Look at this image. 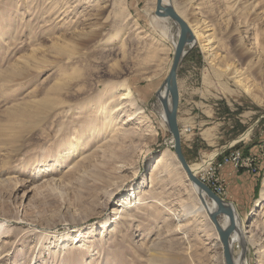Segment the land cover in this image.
Returning a JSON list of instances; mask_svg holds the SVG:
<instances>
[{
  "label": "rangeland",
  "instance_id": "1",
  "mask_svg": "<svg viewBox=\"0 0 264 264\" xmlns=\"http://www.w3.org/2000/svg\"><path fill=\"white\" fill-rule=\"evenodd\" d=\"M155 2L0 0V264H224L156 98L179 30L155 16ZM169 3L211 48L186 47L178 69L189 119L179 129L191 130L182 152L195 165L251 130L235 148L254 169L227 163L217 177L230 203L223 170L255 176L250 203L231 205L247 232L246 264H264V167L242 148L264 134V0ZM124 89L130 97L118 102ZM44 101L52 111L42 122ZM130 192L132 203L111 215Z\"/></svg>",
  "mask_w": 264,
  "mask_h": 264
},
{
  "label": "water",
  "instance_id": "2",
  "mask_svg": "<svg viewBox=\"0 0 264 264\" xmlns=\"http://www.w3.org/2000/svg\"><path fill=\"white\" fill-rule=\"evenodd\" d=\"M155 16L170 19L175 23V25H177L179 30L172 64L169 74L165 80V86L170 97V108L167 114V127L172 137L174 156L181 169L185 172L188 181L194 184L199 189V191L204 192L207 199L213 201L216 205L215 211L210 214L209 218L212 221L218 234L220 243L222 244L224 264H234L230 248L231 235L236 231L234 213L231 208L224 206L223 203H225V201L214 195L209 188L202 185L195 178L182 152L181 136L177 123V112L179 106L177 73L180 63L186 54L185 49L186 47H189V44L192 42V36L186 22L180 18L174 8L170 6L163 7V0H156ZM220 217H222V219H224V217L228 218L229 225L226 229H222L220 227V221L218 219Z\"/></svg>",
  "mask_w": 264,
  "mask_h": 264
},
{
  "label": "bare ground",
  "instance_id": "3",
  "mask_svg": "<svg viewBox=\"0 0 264 264\" xmlns=\"http://www.w3.org/2000/svg\"><path fill=\"white\" fill-rule=\"evenodd\" d=\"M169 2H171V0H163V7H167V6L172 7V5H170ZM176 13L180 16L181 19H183L186 22V24H187V26H188V28L190 30V33H191V36H192V42H191V44H189V46L191 47L194 44H198V43H201V45H202V41L200 40V33L198 31L199 30L198 26L188 23L186 21V19L184 18L183 14L180 13V11L177 10ZM158 18H160V17H158ZM175 26L177 27V25H175ZM175 45H174V49H175ZM204 46H205V48H204ZM206 46H208V45H206V44L202 45L205 53H207L208 56H211V53H210L211 52V48L210 47H206ZM173 55H174V53H173ZM169 71H170V69H169ZM230 75H231V78H234L237 83H239V84L241 83V78H240V74L238 73V71L234 70V71L231 72ZM130 94L131 93H130V91L128 89H124L122 91V93L119 94V99L117 101L118 102H122L124 100H127V98L130 97ZM156 98L158 99L159 103L162 106V114L161 115H162V118H163V122H164V124H165V126H166V128L168 130V127H167V114H168V111H169V108H170V97H169L168 91L166 89L165 82H164L162 88L157 92ZM50 102H52V101H50ZM120 105L121 104L117 105L116 108H120L119 107ZM114 109H112V110H114ZM51 111H52V108L50 107V104L48 102H46V101H44V103H41L38 107L35 108V113L43 118L42 122H44L47 119V116H48V114ZM137 113H141V110H138ZM103 115L105 117L102 120H105L106 117H107V114H103ZM250 131L251 130L248 129L243 135H241L239 137V140L230 143L229 146L236 145V144H238V142L247 139L248 136H249ZM180 136H181V133H180ZM81 142H83V140H81L80 142L74 143L72 148L76 150L79 147V145L82 144ZM216 152H214V153H216ZM214 153H211V154H214ZM202 165H205V164H202ZM200 166H201L200 164L189 165L190 170L192 171L193 175L195 176V178L197 180H198V177L196 176L195 171L201 169L202 167H200ZM191 186L194 189V191L196 192V194H197V196L199 198V201H200L199 206H197L196 210L195 209L194 210L197 213L198 212H206L207 216L209 217L210 214H212L215 211L216 205L211 200L207 201L204 192L199 191V189L194 184L191 183ZM262 196L264 197V192L262 193ZM135 197H136L135 193L134 192H130L127 196H125L122 199H120L118 201L117 205H115V207H112V211H111L110 214L111 215H117L120 212H123L122 211L123 210L122 207H126L129 204H131L132 203V199H135ZM223 204H224L225 207L231 208L233 213H234V223H235L236 231L231 235V241H230V248H231V254H232L233 262H234V264H246V259L243 258V256H244V253H245L244 242H246L247 238H248L247 235L245 236V233H247V232L245 231L244 226L239 221V218H238L237 213H236L235 209L233 208V206L230 203H228V202H225ZM259 204L260 203H256L255 206L258 207ZM255 209H256V207L251 211V215H253L255 213ZM192 213H194V212H192ZM228 225H229L228 218L224 217L223 221L220 222V227L222 229H226L228 227ZM234 244L238 245V246L241 245V250L237 254L236 258L233 257V246H234ZM242 247H243V250H242Z\"/></svg>",
  "mask_w": 264,
  "mask_h": 264
},
{
  "label": "crops",
  "instance_id": "4",
  "mask_svg": "<svg viewBox=\"0 0 264 264\" xmlns=\"http://www.w3.org/2000/svg\"><path fill=\"white\" fill-rule=\"evenodd\" d=\"M179 104H180V100H179ZM180 111H181L180 106H178V112H177L178 126H180V124L183 125L189 120L187 117L182 116V113ZM236 119H237L236 116L231 114L228 116V118L224 119V124L227 125L228 130L229 129L232 130V126L233 124H235ZM256 121H259V123L264 122V114L259 115ZM207 124L208 122L205 123V125ZM201 125H203V123ZM225 131H227V129H224V132ZM231 134L233 133L228 134V136H230ZM214 138L217 137L214 136ZM218 138L221 137L218 136ZM228 142L225 141L224 144H227ZM254 142H255L254 146L252 145L245 146L243 144L242 148L244 150L248 149L247 152L250 154L253 153L254 155H257L259 157L258 159L260 162V168H262L264 167V152H263L264 146L262 144L264 142V134L260 137L258 136V139L255 140ZM222 177L225 180H227V183L229 185L228 196L226 200L229 201L230 204L234 205L238 209L245 208L250 203L254 194L255 184L253 183V181H255L254 179L255 176L251 175L249 172H236L231 167L227 166L222 172ZM233 185L237 186L238 189H235L236 187H233ZM234 190H236L237 192L235 193Z\"/></svg>",
  "mask_w": 264,
  "mask_h": 264
},
{
  "label": "built area",
  "instance_id": "5",
  "mask_svg": "<svg viewBox=\"0 0 264 264\" xmlns=\"http://www.w3.org/2000/svg\"><path fill=\"white\" fill-rule=\"evenodd\" d=\"M257 123V122H256ZM253 127V126H252ZM180 130V129H179ZM181 137L191 134V130L188 127H183L180 130ZM246 140L238 142L244 143ZM238 145V144H237ZM236 145L223 147L222 150L217 151L214 154H208L204 156L199 163L202 167L196 170V176L198 180L207 188H209L214 195L220 199H224L225 190L223 184L220 183L217 174L227 163H231L238 170H253L254 159L251 156H245L241 150L235 148ZM221 157L220 160H218ZM205 164V165H202Z\"/></svg>",
  "mask_w": 264,
  "mask_h": 264
},
{
  "label": "trees",
  "instance_id": "6",
  "mask_svg": "<svg viewBox=\"0 0 264 264\" xmlns=\"http://www.w3.org/2000/svg\"><path fill=\"white\" fill-rule=\"evenodd\" d=\"M183 155H184V157H185V154H184V152H183ZM186 158V157H185ZM187 160V159H186Z\"/></svg>",
  "mask_w": 264,
  "mask_h": 264
}]
</instances>
